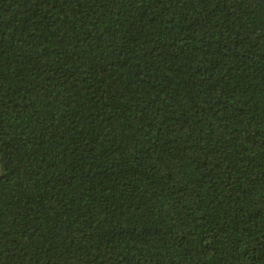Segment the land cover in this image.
I'll use <instances>...</instances> for the list:
<instances>
[{"label":"trees","instance_id":"16d2710c","mask_svg":"<svg viewBox=\"0 0 264 264\" xmlns=\"http://www.w3.org/2000/svg\"><path fill=\"white\" fill-rule=\"evenodd\" d=\"M0 264H264V0H0Z\"/></svg>","mask_w":264,"mask_h":264}]
</instances>
